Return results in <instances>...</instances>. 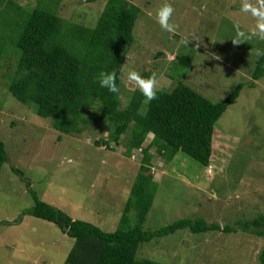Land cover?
Segmentation results:
<instances>
[{
	"label": "rangeland",
	"instance_id": "1",
	"mask_svg": "<svg viewBox=\"0 0 264 264\" xmlns=\"http://www.w3.org/2000/svg\"><path fill=\"white\" fill-rule=\"evenodd\" d=\"M12 1L24 10L3 16L9 25L5 37L9 49L14 48L23 12L42 5L63 20L65 45L81 50L83 46L69 31L94 28L106 3ZM125 1L139 8V15L120 75L121 107L128 103L130 93L140 90L127 78L134 70L141 76L155 73L157 90L170 92L181 81L213 103L224 100L238 84L244 85L215 124L208 167L182 153L166 161L155 149L150 151V172L157 189L143 230L198 218L234 226L264 215V75L249 86L260 57L257 50L264 51V41L233 42L237 24L245 33L257 24L250 14L240 11L241 5H256L259 0ZM165 4L175 9L170 20L179 26L175 33L164 31L157 22V11ZM177 54L192 56L187 69L174 64ZM14 70V55L0 61V141L8 153L0 170V264H64L73 240L56 225L23 215L32 206L28 190L73 220L113 232L119 227L142 156L136 151L126 155L123 145L112 144L110 150L96 146V141L108 138L110 127L104 120L72 135L53 129L50 119L38 117L32 105L8 93ZM152 137L148 136L145 146ZM135 222L136 212L131 211L129 226ZM263 246L264 239L238 230L194 234L185 229L141 244L137 258L163 264H258Z\"/></svg>",
	"mask_w": 264,
	"mask_h": 264
},
{
	"label": "trees",
	"instance_id": "2",
	"mask_svg": "<svg viewBox=\"0 0 264 264\" xmlns=\"http://www.w3.org/2000/svg\"><path fill=\"white\" fill-rule=\"evenodd\" d=\"M95 1L87 0L88 3ZM15 6L12 0H0V61L8 55L15 56V70L7 83L8 93L18 102L32 105L38 117L50 119L52 128L63 134L82 133L92 122L104 120L110 127L108 138L96 141V146L110 150L112 144L123 145L126 155L131 156L136 151L142 156L119 227L113 232L73 220L28 190L32 206L23 215L54 224L73 240L64 264H163L138 259L139 246L185 229L194 234H231L238 230L264 239V215L239 221L234 226H221L198 218L181 219L152 231L142 228L157 189V182L150 172L153 158L150 151L155 149L166 161H172L182 153L202 167H208L213 155L215 124L238 98L244 87L242 83L218 103L178 81L170 92L157 90V98L150 103H145L142 92L135 90L129 94L128 103L121 107L119 94L101 88L98 77L101 72L115 71L117 85L121 88V70L134 42L132 31L139 8L125 0H106L94 28L80 27L69 31L83 46L77 50L65 45L67 32H63V20L52 8L40 5L23 12V23L14 48L9 49L5 38L9 25L3 16L11 10H24ZM192 59V56L177 54L173 61L187 69ZM263 75L264 55H260L249 86L253 87ZM143 77L149 75L145 73ZM149 135L153 137L145 146ZM7 161L5 143L0 141V170ZM12 172L22 175L15 168ZM131 211L136 212L133 227L129 226ZM258 264H264V246L258 254Z\"/></svg>",
	"mask_w": 264,
	"mask_h": 264
},
{
	"label": "clouds",
	"instance_id": "3",
	"mask_svg": "<svg viewBox=\"0 0 264 264\" xmlns=\"http://www.w3.org/2000/svg\"><path fill=\"white\" fill-rule=\"evenodd\" d=\"M174 11L175 9L171 4H165L157 11L156 14L157 22L159 23L161 29L169 33H175L179 27L177 24L170 22ZM240 11L250 14L256 19L257 24L256 27L248 33L240 30V26L237 24L235 26L237 29V38L233 42L241 43L244 40L253 38L264 41V0H259L258 4L256 5L244 2L241 5ZM186 42L189 43V39H187ZM257 55H264V53H261V51L258 49ZM127 78L128 80L134 81L137 84L143 96L145 97V103H150L157 98V76L155 73H153L150 77L145 78L141 76L138 71L134 70L128 73ZM98 83L101 88H106L111 93L119 94L120 92V89L117 85V75L115 71L101 72L98 77Z\"/></svg>",
	"mask_w": 264,
	"mask_h": 264
}]
</instances>
